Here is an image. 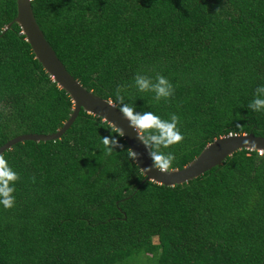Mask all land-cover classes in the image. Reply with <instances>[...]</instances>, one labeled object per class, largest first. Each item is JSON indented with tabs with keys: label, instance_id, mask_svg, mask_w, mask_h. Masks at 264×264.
<instances>
[{
	"label": "trees",
	"instance_id": "trees-1",
	"mask_svg": "<svg viewBox=\"0 0 264 264\" xmlns=\"http://www.w3.org/2000/svg\"><path fill=\"white\" fill-rule=\"evenodd\" d=\"M65 69L111 102L180 118L184 140L162 149L173 168L213 138L264 136L247 105L264 85V0H30ZM15 0H0V145L49 133L71 112L68 93L34 57ZM174 87L168 100L136 75ZM118 108V107H117ZM79 109L51 140L24 139L0 154L19 175L15 206L0 204V264H264V156L241 148L185 182L142 181L128 146ZM123 147L105 155L102 137ZM151 160V158H150ZM152 161V160H151Z\"/></svg>",
	"mask_w": 264,
	"mask_h": 264
},
{
	"label": "water",
	"instance_id": "water-1",
	"mask_svg": "<svg viewBox=\"0 0 264 264\" xmlns=\"http://www.w3.org/2000/svg\"><path fill=\"white\" fill-rule=\"evenodd\" d=\"M16 13L12 20L7 22L3 27L4 32L12 22L17 23L20 27V33L24 35V39L29 44L34 57L41 64L42 68L47 72L51 79L56 82L57 86L64 89L72 102L71 112L63 121L61 126L49 133H22L7 139L0 145V153L9 148L13 143L24 139L31 140H51L58 138L73 122L80 108L95 116L105 120L107 118L115 123L118 127L123 128L125 135L122 136L128 148L139 154L134 161L140 172L143 174L142 181L152 180L163 185H174L191 179L205 170L210 169L233 151L247 148L253 149L245 141L255 142V149L264 150V136L255 135L252 132L228 133L213 138L207 142L202 149L186 164L179 168H173L170 173H161L155 168L151 171L143 172L142 169H147L152 165L150 156L145 145L137 138L136 131L129 126V121L125 119L119 108H113L108 105L109 100L98 96L91 90L82 86L79 81L74 78L64 67L62 62L56 56L54 50L45 39L41 29L32 13L30 0H15ZM107 117V118H106Z\"/></svg>",
	"mask_w": 264,
	"mask_h": 264
},
{
	"label": "clouds",
	"instance_id": "clouds-1",
	"mask_svg": "<svg viewBox=\"0 0 264 264\" xmlns=\"http://www.w3.org/2000/svg\"><path fill=\"white\" fill-rule=\"evenodd\" d=\"M135 87L141 93H154L153 100L159 103L162 99L168 100L174 95V87L170 81L163 75H157L155 82L145 75H136ZM116 102H107L113 108L118 107L123 117L129 121V126L136 133L137 138L145 145L148 154L152 160V165L143 172H149L155 168L161 173L173 172L174 153L164 152L162 149H168L170 146L179 144L184 140L178 124L180 118L176 114H170V120L162 119L151 111L143 113L135 111V107L125 103V97L121 94V86L115 90ZM248 109L254 112H264V85L258 86L253 100L247 105ZM107 118V117H106ZM109 121V127L113 133L124 136L123 128ZM253 149L257 146L255 142L245 141ZM103 150L105 155H111L117 147H123L115 137H102ZM116 152V151H115ZM128 157L135 161L139 154L131 148L127 149ZM259 155L264 156V151ZM20 179L19 175L9 166L4 155L0 154V204L5 209H11L15 206V182Z\"/></svg>",
	"mask_w": 264,
	"mask_h": 264
},
{
	"label": "built area",
	"instance_id": "built-area-1",
	"mask_svg": "<svg viewBox=\"0 0 264 264\" xmlns=\"http://www.w3.org/2000/svg\"><path fill=\"white\" fill-rule=\"evenodd\" d=\"M257 153L259 154L261 151H264L263 149H255Z\"/></svg>",
	"mask_w": 264,
	"mask_h": 264
},
{
	"label": "rangeland",
	"instance_id": "rangeland-1",
	"mask_svg": "<svg viewBox=\"0 0 264 264\" xmlns=\"http://www.w3.org/2000/svg\"><path fill=\"white\" fill-rule=\"evenodd\" d=\"M139 264H148V262L140 261Z\"/></svg>",
	"mask_w": 264,
	"mask_h": 264
}]
</instances>
